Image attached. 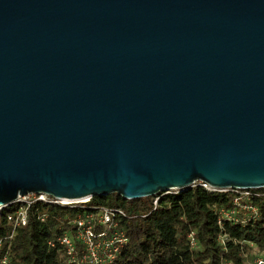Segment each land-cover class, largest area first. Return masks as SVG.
I'll return each mask as SVG.
<instances>
[{"label": "water", "instance_id": "water-1", "mask_svg": "<svg viewBox=\"0 0 264 264\" xmlns=\"http://www.w3.org/2000/svg\"><path fill=\"white\" fill-rule=\"evenodd\" d=\"M198 182L264 190V0H0V211Z\"/></svg>", "mask_w": 264, "mask_h": 264}, {"label": "trees", "instance_id": "trees-1", "mask_svg": "<svg viewBox=\"0 0 264 264\" xmlns=\"http://www.w3.org/2000/svg\"><path fill=\"white\" fill-rule=\"evenodd\" d=\"M236 198L256 213L235 205ZM154 200H125L113 194L93 197L86 204L124 213L115 223L127 243L110 264H253L264 255V190H252L245 198L195 186L177 195H160L156 206ZM222 210L233 212L236 221L221 218ZM82 211L36 206L29 210L27 224L15 230L2 211L0 257L7 256L9 264H71L56 240L74 235L71 222Z\"/></svg>", "mask_w": 264, "mask_h": 264}, {"label": "built area", "instance_id": "built-area-1", "mask_svg": "<svg viewBox=\"0 0 264 264\" xmlns=\"http://www.w3.org/2000/svg\"><path fill=\"white\" fill-rule=\"evenodd\" d=\"M195 186L201 187L209 193L233 192L245 198L250 195V191L215 190L203 182L195 183L192 188ZM165 194L177 195L178 193L167 192ZM159 197H155L153 206L157 205ZM89 200L82 203H67L62 199H56L45 194H28L19 197L14 204L1 210L0 213L2 211L6 212L7 220L15 230L27 224L29 210L36 206H57L63 209L83 210L71 222L74 227V235L63 234L56 242L64 249L68 262L71 264H110L121 248L127 243L124 232L118 229L115 223V217H123L124 213L120 209L106 207L88 208L86 204ZM234 204L243 210H251L253 214L256 213L255 208L242 206L239 198L234 199ZM220 215L221 218L233 222L236 221L231 211L222 210L220 211ZM219 225H221L220 222ZM97 227H100L101 231L98 232ZM13 236L14 233L11 235V238ZM49 245L54 246V243H50ZM0 264H9L7 256L0 257ZM253 264H264V255L258 256Z\"/></svg>", "mask_w": 264, "mask_h": 264}, {"label": "bare ground", "instance_id": "bare-ground-1", "mask_svg": "<svg viewBox=\"0 0 264 264\" xmlns=\"http://www.w3.org/2000/svg\"><path fill=\"white\" fill-rule=\"evenodd\" d=\"M86 199H88V198H83V199L74 200V201H70V200H66V199H63V200H64V202H67V203H78V202H81V201L86 200Z\"/></svg>", "mask_w": 264, "mask_h": 264}, {"label": "rangeland", "instance_id": "rangeland-1", "mask_svg": "<svg viewBox=\"0 0 264 264\" xmlns=\"http://www.w3.org/2000/svg\"><path fill=\"white\" fill-rule=\"evenodd\" d=\"M89 199H86V200H83V201H81V202H78V203H82V202H87Z\"/></svg>", "mask_w": 264, "mask_h": 264}]
</instances>
